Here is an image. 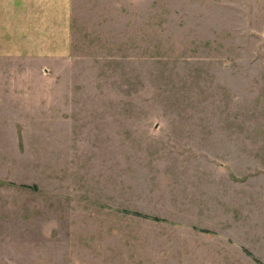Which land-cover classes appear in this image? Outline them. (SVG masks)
<instances>
[{
    "label": "rangeland",
    "instance_id": "obj_1",
    "mask_svg": "<svg viewBox=\"0 0 264 264\" xmlns=\"http://www.w3.org/2000/svg\"><path fill=\"white\" fill-rule=\"evenodd\" d=\"M52 38L0 56V264H264V0H70Z\"/></svg>",
    "mask_w": 264,
    "mask_h": 264
},
{
    "label": "crops",
    "instance_id": "obj_2",
    "mask_svg": "<svg viewBox=\"0 0 264 264\" xmlns=\"http://www.w3.org/2000/svg\"><path fill=\"white\" fill-rule=\"evenodd\" d=\"M69 2L0 0V56L30 54L33 46L39 47V53L54 51L56 47L53 49V40L49 39H53V36L64 39L66 35L68 39ZM49 24L54 31L52 37L51 34L48 36ZM36 41L39 46L35 45ZM64 47L60 46L61 50L64 51Z\"/></svg>",
    "mask_w": 264,
    "mask_h": 264
}]
</instances>
